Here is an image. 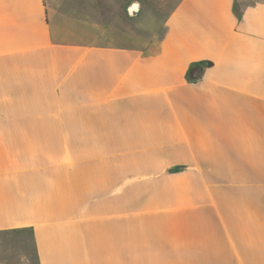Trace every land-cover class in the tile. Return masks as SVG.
Wrapping results in <instances>:
<instances>
[{"label":"crops","instance_id":"obj_1","mask_svg":"<svg viewBox=\"0 0 264 264\" xmlns=\"http://www.w3.org/2000/svg\"><path fill=\"white\" fill-rule=\"evenodd\" d=\"M0 240L264 264V0H0Z\"/></svg>","mask_w":264,"mask_h":264},{"label":"rangeland","instance_id":"obj_2","mask_svg":"<svg viewBox=\"0 0 264 264\" xmlns=\"http://www.w3.org/2000/svg\"><path fill=\"white\" fill-rule=\"evenodd\" d=\"M1 242L3 241L0 240V254L3 253V255L2 256L0 255V264H21V260L23 259V257H18V256H15L14 254H11V250L5 249V247L7 246L3 247L2 249Z\"/></svg>","mask_w":264,"mask_h":264},{"label":"water","instance_id":"obj_3","mask_svg":"<svg viewBox=\"0 0 264 264\" xmlns=\"http://www.w3.org/2000/svg\"><path fill=\"white\" fill-rule=\"evenodd\" d=\"M203 67L202 66H197L193 69L191 72L192 77H198L202 74Z\"/></svg>","mask_w":264,"mask_h":264}]
</instances>
